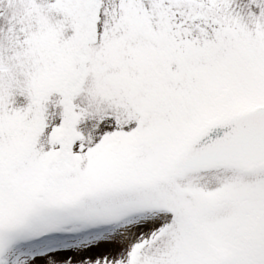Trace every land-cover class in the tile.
I'll return each instance as SVG.
<instances>
[{"label":"snow or ice","instance_id":"1","mask_svg":"<svg viewBox=\"0 0 264 264\" xmlns=\"http://www.w3.org/2000/svg\"><path fill=\"white\" fill-rule=\"evenodd\" d=\"M0 264H264V0H0Z\"/></svg>","mask_w":264,"mask_h":264}]
</instances>
